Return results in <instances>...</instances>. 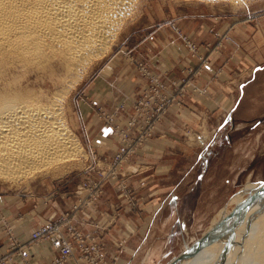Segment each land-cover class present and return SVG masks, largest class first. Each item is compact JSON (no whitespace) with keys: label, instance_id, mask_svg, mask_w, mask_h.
<instances>
[{"label":"rangeland","instance_id":"1","mask_svg":"<svg viewBox=\"0 0 264 264\" xmlns=\"http://www.w3.org/2000/svg\"><path fill=\"white\" fill-rule=\"evenodd\" d=\"M131 13L67 87L83 151L0 180V201L55 214L40 225L74 241L63 264H173L184 251L193 256L174 264H264V0H140ZM158 141L171 152L159 164L145 152ZM160 197L161 215L145 218ZM12 219L0 210V255L23 264L33 246Z\"/></svg>","mask_w":264,"mask_h":264},{"label":"bare ground","instance_id":"2","mask_svg":"<svg viewBox=\"0 0 264 264\" xmlns=\"http://www.w3.org/2000/svg\"><path fill=\"white\" fill-rule=\"evenodd\" d=\"M138 1L0 0V180L48 171L83 151L66 121L67 87Z\"/></svg>","mask_w":264,"mask_h":264},{"label":"crops","instance_id":"3","mask_svg":"<svg viewBox=\"0 0 264 264\" xmlns=\"http://www.w3.org/2000/svg\"><path fill=\"white\" fill-rule=\"evenodd\" d=\"M137 75H134L133 80L135 79V81H138V78L136 77ZM117 90V88H115ZM112 93V95H111ZM113 93V91L108 92L105 96H103V100L110 103L111 101H113L115 99V95ZM108 96V97H107ZM101 97V96H100ZM225 102V101H224ZM222 103V102H221ZM168 125L165 121L164 125H162V127L166 130V127ZM152 151L155 154H160L161 156H156L157 158V164L159 160H162L164 157H162L163 155L167 154V153H171L169 151L168 145L158 141V144H153V148L147 146L145 149V152H150ZM199 151V150H198ZM154 155L151 154L147 157V159H151ZM167 176V174H166ZM164 177H162L163 179ZM165 180H167V177L164 178ZM164 181V180H162ZM146 200H148V198H146ZM152 198H150L149 203H147L146 205V211L144 214L145 218L148 217H152L153 214H155L156 216H160L161 213L163 212V209L165 208V206L167 205L168 199L160 197V199L158 200L157 203H160V207L155 208V206L152 204ZM1 202V201H0ZM4 203V205H1L0 210L2 211V213L7 216L8 219H12V225H13V229H14V233L16 236L21 237L20 239L23 238H28L30 232L32 230H34L38 225H40L42 222L45 221L46 219H50L53 218L55 214L48 212V214L45 216H40V214L36 211V210H32V211H21L18 209H13V207L11 206V202L7 201V202H1ZM156 203V204H157ZM7 208V209H5ZM4 209V210H3ZM42 221V222H41ZM30 231V232H29ZM7 239L5 238V236H3V234L0 235V253L3 254L5 252L8 251V247H9V243L6 241ZM28 253L30 255L31 261L34 264H44L45 262L49 261V259L53 256L54 251L51 247V245L47 242L44 241L42 243H39L35 246H33L30 250H28ZM20 264V263H19Z\"/></svg>","mask_w":264,"mask_h":264},{"label":"built area","instance_id":"4","mask_svg":"<svg viewBox=\"0 0 264 264\" xmlns=\"http://www.w3.org/2000/svg\"><path fill=\"white\" fill-rule=\"evenodd\" d=\"M95 182H82L81 190H93L96 189ZM98 193V191H97ZM97 194L92 195V198L95 199ZM73 238H77L80 235V232L76 231L74 228H71V233ZM29 245L25 248L32 247L37 245L40 242L47 241L50 243L51 247L56 251L54 258L47 264H63L72 258L75 254V245L74 241L69 239L62 231L61 227L56 224V222L46 223L38 226L32 230L28 236ZM20 248V247H19ZM24 248V247H23ZM24 252V251H22ZM26 253L22 256L23 264H32ZM0 264H15L12 262V258L0 255Z\"/></svg>","mask_w":264,"mask_h":264},{"label":"water","instance_id":"5","mask_svg":"<svg viewBox=\"0 0 264 264\" xmlns=\"http://www.w3.org/2000/svg\"><path fill=\"white\" fill-rule=\"evenodd\" d=\"M190 254H191L190 251H186V252L184 251L181 254H179V256L177 258H175L172 263L174 264L176 262H179L182 259H186L187 257L190 256Z\"/></svg>","mask_w":264,"mask_h":264}]
</instances>
